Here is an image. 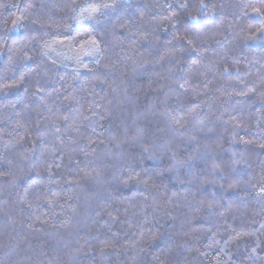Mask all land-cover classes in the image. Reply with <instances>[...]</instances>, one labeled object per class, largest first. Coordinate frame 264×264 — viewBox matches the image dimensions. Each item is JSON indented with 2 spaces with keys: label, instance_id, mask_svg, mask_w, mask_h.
<instances>
[{
  "label": "trees",
  "instance_id": "1",
  "mask_svg": "<svg viewBox=\"0 0 264 264\" xmlns=\"http://www.w3.org/2000/svg\"><path fill=\"white\" fill-rule=\"evenodd\" d=\"M262 189L264 0H0V264H264Z\"/></svg>",
  "mask_w": 264,
  "mask_h": 264
},
{
  "label": "snow or ice",
  "instance_id": "2",
  "mask_svg": "<svg viewBox=\"0 0 264 264\" xmlns=\"http://www.w3.org/2000/svg\"><path fill=\"white\" fill-rule=\"evenodd\" d=\"M104 6L106 7L107 5H104ZM94 11H98V9H94ZM88 18H89V19H92L91 16H89ZM262 191H264V189H262Z\"/></svg>",
  "mask_w": 264,
  "mask_h": 264
}]
</instances>
